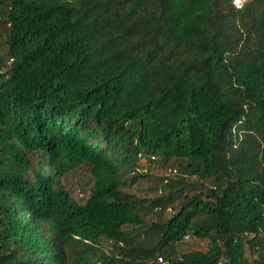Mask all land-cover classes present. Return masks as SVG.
Masks as SVG:
<instances>
[{
	"label": "trees",
	"instance_id": "1",
	"mask_svg": "<svg viewBox=\"0 0 264 264\" xmlns=\"http://www.w3.org/2000/svg\"><path fill=\"white\" fill-rule=\"evenodd\" d=\"M158 258L264 264V0H0V264Z\"/></svg>",
	"mask_w": 264,
	"mask_h": 264
},
{
	"label": "rangeland",
	"instance_id": "2",
	"mask_svg": "<svg viewBox=\"0 0 264 264\" xmlns=\"http://www.w3.org/2000/svg\"><path fill=\"white\" fill-rule=\"evenodd\" d=\"M39 158L41 157L37 155L32 156V166L34 167V169H38L39 167L42 168V166L45 167L43 162L40 163L41 160H39ZM145 167H147V164L145 162H140V167H139L140 170L145 169ZM60 183L70 191L72 197L78 203H83L85 201V199L90 193V187L92 186L90 182L88 169L86 166L78 168L77 170L69 173L67 176H65L64 178L60 180ZM150 183H153L152 178H149L148 180L143 181L139 186L132 188L131 192H134L140 197H145L148 194V190L146 189V187L148 188V184L150 185ZM150 195L152 194L150 193ZM104 247L108 248L107 241H104ZM192 248L205 250L206 243L193 245ZM187 250H191V248H185V247H181V249L178 248V252L180 253L182 251L185 252ZM164 262H165V259H164ZM161 263L162 262L158 258V260L154 262L153 264H161Z\"/></svg>",
	"mask_w": 264,
	"mask_h": 264
},
{
	"label": "built area",
	"instance_id": "3",
	"mask_svg": "<svg viewBox=\"0 0 264 264\" xmlns=\"http://www.w3.org/2000/svg\"><path fill=\"white\" fill-rule=\"evenodd\" d=\"M251 1L253 0H232L233 5L237 8V9H243L244 7H246V5H248ZM163 264L162 259H159Z\"/></svg>",
	"mask_w": 264,
	"mask_h": 264
}]
</instances>
